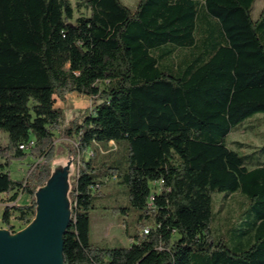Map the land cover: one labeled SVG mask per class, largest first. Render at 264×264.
I'll use <instances>...</instances> for the list:
<instances>
[{"label": "trees", "instance_id": "obj_1", "mask_svg": "<svg viewBox=\"0 0 264 264\" xmlns=\"http://www.w3.org/2000/svg\"><path fill=\"white\" fill-rule=\"evenodd\" d=\"M254 2L77 0L86 13L75 17L70 0H0V194H10L2 225L13 232L11 218H34L63 117L55 99L76 92L91 106L64 130L74 154L110 141L124 153L99 166L80 160L65 264H264V144H228L264 113V6L254 18ZM26 156L41 160L13 180L11 161ZM109 177L126 188L129 207L115 209L152 222L128 246L90 240V212ZM19 191L29 203L12 204ZM221 192L240 193L245 208L215 238Z\"/></svg>", "mask_w": 264, "mask_h": 264}, {"label": "rangeland", "instance_id": "obj_2", "mask_svg": "<svg viewBox=\"0 0 264 264\" xmlns=\"http://www.w3.org/2000/svg\"><path fill=\"white\" fill-rule=\"evenodd\" d=\"M75 8L74 16L86 13L85 9H76L77 0H70ZM124 4L133 6L137 0H122ZM264 6V0H255L252 10V16L255 18ZM55 106L63 112L62 120L57 128L54 129L53 157L49 162V177L38 190L45 186L48 180L53 176H58L59 190L62 192L69 210L72 202L71 189L78 171V165L82 158L91 157L95 166H99L102 162H109L121 158L124 150L123 144H116L113 141L103 144H95L94 151H86L82 154H74L72 148L75 147L73 139L66 137L64 130L70 126L74 120H80L85 109L90 108L91 99L88 96L78 94L76 92L64 93L62 98L56 97ZM246 122L240 129L235 128L228 137V144L231 148H236L235 142L247 144L248 147L242 148L240 151L249 152L250 148H257L264 144V113L260 112L248 117ZM247 128H246V127ZM249 127V128H248ZM0 143L4 145L6 138L1 134ZM41 160L38 156L24 157L23 159H14L9 165L10 176L13 180H24L31 175L32 167ZM103 185L99 189V195L95 198V208L90 212V240L98 245L109 247L128 246L132 242V236L135 233L145 232V228L152 226L149 220H143L141 224H137L138 212L133 209H127L125 213L115 208L129 207L126 195V188L117 182V178H103ZM37 190V191H38ZM224 192L215 193L213 195V204L215 210V220L213 224L214 237L217 238L220 233L228 234L227 230L233 220L242 219L241 213L245 208V198L240 193L228 195L224 197ZM10 194L0 195V229L7 230L1 223V215L4 206L7 204ZM26 200V201H25ZM30 199L27 194L21 191L18 193L17 199L12 204L29 203ZM26 203V204H27ZM10 204V203H9ZM34 218L27 225L11 218L14 226L12 235L23 231L27 226L32 224Z\"/></svg>", "mask_w": 264, "mask_h": 264}, {"label": "water", "instance_id": "obj_3", "mask_svg": "<svg viewBox=\"0 0 264 264\" xmlns=\"http://www.w3.org/2000/svg\"><path fill=\"white\" fill-rule=\"evenodd\" d=\"M57 184L55 175L36 192L32 224L14 235L0 229V264H65L62 235L70 215Z\"/></svg>", "mask_w": 264, "mask_h": 264}, {"label": "built area", "instance_id": "obj_4", "mask_svg": "<svg viewBox=\"0 0 264 264\" xmlns=\"http://www.w3.org/2000/svg\"><path fill=\"white\" fill-rule=\"evenodd\" d=\"M19 147H20V149L27 148V147H25L24 145H20ZM145 232H147V228H145Z\"/></svg>", "mask_w": 264, "mask_h": 264}, {"label": "crops", "instance_id": "obj_5", "mask_svg": "<svg viewBox=\"0 0 264 264\" xmlns=\"http://www.w3.org/2000/svg\"><path fill=\"white\" fill-rule=\"evenodd\" d=\"M1 195V194H0ZM26 201V200H25ZM25 204L27 203V202H24ZM1 205H3V203H0Z\"/></svg>", "mask_w": 264, "mask_h": 264}]
</instances>
